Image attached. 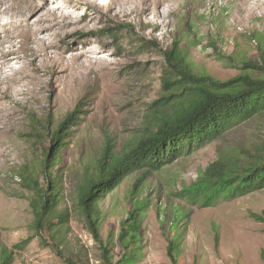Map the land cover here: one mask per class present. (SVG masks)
I'll list each match as a JSON object with an SVG mask.
<instances>
[{
    "label": "rangeland",
    "instance_id": "rangeland-1",
    "mask_svg": "<svg viewBox=\"0 0 264 264\" xmlns=\"http://www.w3.org/2000/svg\"><path fill=\"white\" fill-rule=\"evenodd\" d=\"M2 1L0 240L14 248L11 264H68L35 234L32 193L17 170L37 155L30 116L52 129L76 109L61 151L60 208H69L70 216L55 236L77 264H106L100 243L75 211L82 170L93 167L106 137L121 152L149 126L150 105L160 97L166 67L162 50L175 38L182 41L193 69L215 78L239 73L231 58L258 59L264 46V0ZM262 141L264 113L149 174L139 188L147 206L140 215V240L128 250L134 258L130 264H173L165 233L173 235L177 218V264H264V222L251 216L264 211V189L206 207L177 194L222 148H253ZM141 172L124 177L98 203L101 238L113 264L122 256L120 223Z\"/></svg>",
    "mask_w": 264,
    "mask_h": 264
},
{
    "label": "trees",
    "instance_id": "trees-1",
    "mask_svg": "<svg viewBox=\"0 0 264 264\" xmlns=\"http://www.w3.org/2000/svg\"><path fill=\"white\" fill-rule=\"evenodd\" d=\"M261 53L254 60L231 58L239 73L219 79L193 69L180 39L175 38L169 48L162 50L166 67L160 97L150 105L149 126L129 141L121 152H117L113 142L106 137L93 167L84 168L77 182L75 211L93 239L100 243L106 264L113 263L110 247L101 238L102 216L98 204L101 197L118 186L124 177L136 170L142 171L129 192L130 210L120 223L118 235L123 252L114 263L130 264L134 258L128 250L134 249L140 240V215L147 206L142 198L139 199V188L148 175L204 148L236 125L264 113V46ZM76 111L67 113L52 129L41 127V123L30 116L29 135L33 139V152L37 155L17 170L23 186L32 193L30 205L35 234L68 264L77 263L61 250L55 232L68 222L70 216L69 208H60L64 199L61 151L75 125ZM260 189H264V141L253 148H222L217 157L200 167L193 181L182 185L177 194L206 207L220 198H235ZM251 216L264 222V211L251 213ZM179 223L178 218L172 222L175 225L173 235L165 233L173 264H177ZM164 225L163 221L160 222L165 232ZM14 256V248H8L0 240V264L13 263Z\"/></svg>",
    "mask_w": 264,
    "mask_h": 264
},
{
    "label": "bare ground",
    "instance_id": "bare-ground-1",
    "mask_svg": "<svg viewBox=\"0 0 264 264\" xmlns=\"http://www.w3.org/2000/svg\"><path fill=\"white\" fill-rule=\"evenodd\" d=\"M2 3H3V1L0 0V5H2ZM4 13H5V11H0V16H2ZM20 26H21V25H20ZM0 28H3V24H0ZM0 42H1V40H0ZM2 42H3V41H2ZM1 107H3V106L1 105Z\"/></svg>",
    "mask_w": 264,
    "mask_h": 264
}]
</instances>
